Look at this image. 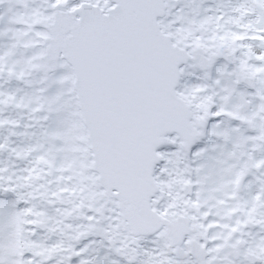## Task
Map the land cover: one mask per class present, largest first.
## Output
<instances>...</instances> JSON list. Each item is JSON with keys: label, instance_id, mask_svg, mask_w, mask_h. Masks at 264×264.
I'll list each match as a JSON object with an SVG mask.
<instances>
[{"label": "snow or ice", "instance_id": "obj_1", "mask_svg": "<svg viewBox=\"0 0 264 264\" xmlns=\"http://www.w3.org/2000/svg\"><path fill=\"white\" fill-rule=\"evenodd\" d=\"M0 264H264V0H0Z\"/></svg>", "mask_w": 264, "mask_h": 264}]
</instances>
